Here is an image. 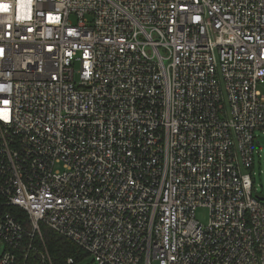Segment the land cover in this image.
I'll use <instances>...</instances> for the list:
<instances>
[{"label": "built area", "instance_id": "built-area-1", "mask_svg": "<svg viewBox=\"0 0 264 264\" xmlns=\"http://www.w3.org/2000/svg\"><path fill=\"white\" fill-rule=\"evenodd\" d=\"M260 85L264 0H0V264H264Z\"/></svg>", "mask_w": 264, "mask_h": 264}, {"label": "trees", "instance_id": "trees-1", "mask_svg": "<svg viewBox=\"0 0 264 264\" xmlns=\"http://www.w3.org/2000/svg\"><path fill=\"white\" fill-rule=\"evenodd\" d=\"M6 212H10L14 215L17 220L27 228V223H29L28 214L19 207L6 206L3 203V199L0 197V215ZM41 230H43V238L36 234L33 240L34 246H36L34 247L35 249H29L27 252L23 251L22 248L26 246L28 242V239H25L22 247L15 250L16 260L13 264H41L38 253L41 250L44 251L45 246L55 264H74L85 256L86 252L68 238L44 225H41ZM70 258L74 260L73 263L68 262Z\"/></svg>", "mask_w": 264, "mask_h": 264}, {"label": "rangeland", "instance_id": "rangeland-1", "mask_svg": "<svg viewBox=\"0 0 264 264\" xmlns=\"http://www.w3.org/2000/svg\"><path fill=\"white\" fill-rule=\"evenodd\" d=\"M260 88L264 90L262 85H260ZM252 176L254 179V186H253L254 195L259 197H264V132L262 131H257V139L255 143V154H254V167L252 170ZM209 217H210V212L208 208L201 207L197 210V218L203 224H207L209 222ZM27 229H29V223H27ZM41 238H43V230H42ZM26 239H28L27 245L24 246L22 250L27 252V250L29 249H35L34 247L36 246H34V241L32 242L29 236H27ZM30 245H32V248L29 247ZM6 248H7V244L0 239V259L3 253L5 252ZM45 250H47L46 246H45ZM45 250L44 251L41 250L38 253V255L40 256L39 258L40 263L42 260V254L43 252H45ZM74 264H95V262L93 260V257L86 253L82 259L78 260Z\"/></svg>", "mask_w": 264, "mask_h": 264}, {"label": "snow or ice", "instance_id": "snow-or-ice-1", "mask_svg": "<svg viewBox=\"0 0 264 264\" xmlns=\"http://www.w3.org/2000/svg\"><path fill=\"white\" fill-rule=\"evenodd\" d=\"M5 10L7 9V5H4Z\"/></svg>", "mask_w": 264, "mask_h": 264}, {"label": "water", "instance_id": "water-1", "mask_svg": "<svg viewBox=\"0 0 264 264\" xmlns=\"http://www.w3.org/2000/svg\"><path fill=\"white\" fill-rule=\"evenodd\" d=\"M261 199H264V197H261Z\"/></svg>", "mask_w": 264, "mask_h": 264}]
</instances>
